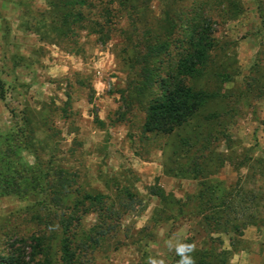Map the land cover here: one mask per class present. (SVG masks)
I'll return each mask as SVG.
<instances>
[{"label": "rangeland", "instance_id": "rangeland-1", "mask_svg": "<svg viewBox=\"0 0 264 264\" xmlns=\"http://www.w3.org/2000/svg\"><path fill=\"white\" fill-rule=\"evenodd\" d=\"M193 28L212 96L144 131ZM167 240L264 264V0H0V264H178Z\"/></svg>", "mask_w": 264, "mask_h": 264}, {"label": "trees", "instance_id": "trees-1", "mask_svg": "<svg viewBox=\"0 0 264 264\" xmlns=\"http://www.w3.org/2000/svg\"><path fill=\"white\" fill-rule=\"evenodd\" d=\"M190 33H194V38L187 42V47L181 51L173 70L159 84V93L151 98L145 110L144 131L171 132L175 127L188 121L204 100L212 96L205 90L194 89L183 82L184 76L193 75L199 69H203L206 46H209L206 44L208 37L201 33V30L193 28L190 29ZM143 74L145 85L150 87V74L146 68H143ZM32 250L30 246V255H33ZM62 250L64 253L62 261L68 264L72 259V253L66 247H62ZM42 255L43 260L33 264H50L47 251L42 252ZM30 261L33 262V258ZM195 264H204V262L198 260Z\"/></svg>", "mask_w": 264, "mask_h": 264}, {"label": "clouds", "instance_id": "clouds-1", "mask_svg": "<svg viewBox=\"0 0 264 264\" xmlns=\"http://www.w3.org/2000/svg\"><path fill=\"white\" fill-rule=\"evenodd\" d=\"M165 246L170 250H174L179 257L178 264H195V260L191 253L195 251V246L192 243H183L179 240H167ZM148 264H162V261L149 258Z\"/></svg>", "mask_w": 264, "mask_h": 264}]
</instances>
